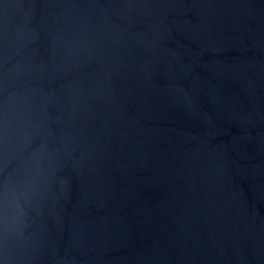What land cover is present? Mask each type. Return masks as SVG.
Instances as JSON below:
<instances>
[{"label":"water","instance_id":"water-1","mask_svg":"<svg viewBox=\"0 0 264 264\" xmlns=\"http://www.w3.org/2000/svg\"><path fill=\"white\" fill-rule=\"evenodd\" d=\"M0 264H264V0H0Z\"/></svg>","mask_w":264,"mask_h":264}]
</instances>
